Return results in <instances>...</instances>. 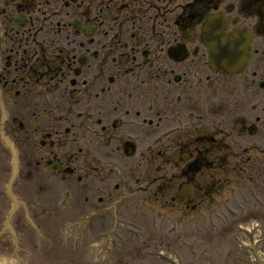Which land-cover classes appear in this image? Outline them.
I'll return each instance as SVG.
<instances>
[{"label":"rangeland","instance_id":"1","mask_svg":"<svg viewBox=\"0 0 264 264\" xmlns=\"http://www.w3.org/2000/svg\"><path fill=\"white\" fill-rule=\"evenodd\" d=\"M8 153V148L0 140V168L9 162ZM5 178L6 173L0 172V243L10 245L11 248L3 245L0 249V264H105L99 260L105 249H116V242L109 247L107 237L101 236L103 231H98L99 236H95L89 227V221L74 215L72 209L63 205L60 200L59 212L53 216L56 221L33 220L25 205H14L2 192ZM16 192L22 199L20 189ZM38 210L40 209L35 211ZM6 216H9L10 223L4 226L3 220ZM24 218H28L30 227ZM54 223L60 224L59 230L55 228ZM96 243L101 246L94 248L99 245ZM204 245L210 247L212 241L203 240L200 248ZM18 246L31 247L19 249ZM37 247L40 249H35ZM50 247L57 249H49Z\"/></svg>","mask_w":264,"mask_h":264}]
</instances>
